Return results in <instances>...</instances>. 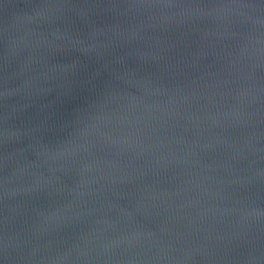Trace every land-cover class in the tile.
<instances>
[{
    "label": "water",
    "instance_id": "1",
    "mask_svg": "<svg viewBox=\"0 0 264 264\" xmlns=\"http://www.w3.org/2000/svg\"><path fill=\"white\" fill-rule=\"evenodd\" d=\"M0 264H264V0H0Z\"/></svg>",
    "mask_w": 264,
    "mask_h": 264
}]
</instances>
